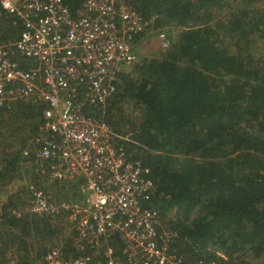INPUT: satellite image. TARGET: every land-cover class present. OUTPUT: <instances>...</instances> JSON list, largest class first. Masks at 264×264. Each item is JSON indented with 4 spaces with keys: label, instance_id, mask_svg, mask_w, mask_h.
Returning a JSON list of instances; mask_svg holds the SVG:
<instances>
[{
    "label": "trees",
    "instance_id": "obj_1",
    "mask_svg": "<svg viewBox=\"0 0 264 264\" xmlns=\"http://www.w3.org/2000/svg\"><path fill=\"white\" fill-rule=\"evenodd\" d=\"M260 1L127 0L144 18L153 16L154 27L179 32L157 57L120 71L103 113H94L116 131H131L137 145L124 148L147 168L154 185L148 205L175 233L170 252L185 262L260 264L264 256V57L255 49L264 40ZM1 18L0 38L15 37L18 20ZM41 107L17 101L0 109V191L28 168L30 180L37 179L20 149L36 131ZM28 199L25 188L0 201V264L9 258L32 264L60 242V222L24 211Z\"/></svg>",
    "mask_w": 264,
    "mask_h": 264
},
{
    "label": "built area",
    "instance_id": "obj_2",
    "mask_svg": "<svg viewBox=\"0 0 264 264\" xmlns=\"http://www.w3.org/2000/svg\"><path fill=\"white\" fill-rule=\"evenodd\" d=\"M8 16L20 30L0 38V109L17 101L42 106L20 156L76 193L54 202L50 192L25 186L23 210L52 225L64 214L71 246L65 252L63 242L51 245L31 263L219 264L185 262L170 252L175 233L148 205L154 185L147 168L124 148L137 145L131 131H116L94 115L103 113L122 68L142 61L133 51L136 39L154 33L160 49L168 47L154 17L144 18L127 0H0V24Z\"/></svg>",
    "mask_w": 264,
    "mask_h": 264
},
{
    "label": "rangeland",
    "instance_id": "obj_3",
    "mask_svg": "<svg viewBox=\"0 0 264 264\" xmlns=\"http://www.w3.org/2000/svg\"><path fill=\"white\" fill-rule=\"evenodd\" d=\"M256 7L259 9H264V0H261L260 3H258V5L256 4ZM157 29L162 30L165 33L167 40H168V47L171 44V42H173V40L176 38V36L179 32L178 28H175L172 26H161V27H157ZM142 37H144V39H142L139 43L141 45V47L139 49H138V46L135 47L133 50L134 53L140 59L149 58L152 56L157 57L162 50L159 47V40L156 38L155 34L149 33L147 35H143ZM255 46H256L255 49L258 51V53L261 54L262 57H264V40L256 41ZM133 65H125L121 71H127ZM125 111L128 113L130 111V107L127 106ZM26 135H27V131L23 130L20 137L22 138V137H25ZM26 165H31V164L27 162ZM31 166H33V165H31ZM33 168H34V166H33ZM34 170H35V168H34ZM22 172H20L18 179L12 180L10 183L3 186V189H1V191H0V201L3 200L8 195H10L11 193L15 192L16 190H23L24 191L25 186L27 184L33 183V182H35V184L38 185L39 187H41L43 190L50 192L51 200L54 202L57 200H60V199L67 200V198L69 196H72L71 195L72 191L70 189L73 190V188L67 187L68 185H66V184L56 183V182L52 183V182L48 181L45 177L37 174V172L34 173V174H37V179H35V181H31L30 180V174H29L30 173L29 168H28L27 173L24 172V174H23ZM66 189H69V191L66 192L65 191ZM63 193H65L66 195L69 194V196L68 197L63 196ZM58 222H60L59 224H61L60 225L61 227L59 230V236H58L59 241L61 242V241L65 240L69 230L67 227L65 216L63 214L61 215V218L58 220ZM48 247H50V245H48ZM7 262H5V264ZM259 262H260V264L264 263V256L261 260L258 261V263Z\"/></svg>",
    "mask_w": 264,
    "mask_h": 264
},
{
    "label": "crops",
    "instance_id": "obj_4",
    "mask_svg": "<svg viewBox=\"0 0 264 264\" xmlns=\"http://www.w3.org/2000/svg\"><path fill=\"white\" fill-rule=\"evenodd\" d=\"M142 39H144V37H140V38H138V39L135 40V42H136V47L138 46V49L141 47V45H140L139 43H140V41H141ZM23 146H24V144H23ZM23 146H22V147H23ZM22 147H21V149H22ZM21 149H20V151H21ZM65 191H66V190H65ZM66 192H68V191H66Z\"/></svg>",
    "mask_w": 264,
    "mask_h": 264
}]
</instances>
